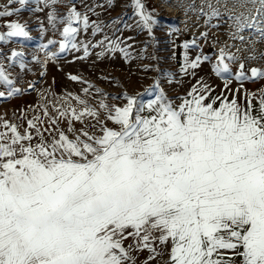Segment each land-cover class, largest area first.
<instances>
[{
    "label": "snow or ice",
    "instance_id": "1",
    "mask_svg": "<svg viewBox=\"0 0 264 264\" xmlns=\"http://www.w3.org/2000/svg\"><path fill=\"white\" fill-rule=\"evenodd\" d=\"M247 2L255 11L229 16L231 26L264 39V0ZM132 6L151 33L153 14L141 0ZM11 15L7 7L0 11ZM49 21L55 26V13ZM59 22L60 51L76 48L73 25L87 29V15L72 7ZM5 27L0 41L29 35L23 24ZM244 68L241 63L238 81ZM213 71L230 72L223 49ZM251 74L264 76L256 68ZM0 82L12 84L2 69ZM207 92L193 87L179 105L163 93L147 105L127 96L123 107L101 101L103 120L76 98L83 108L72 109L68 131L72 120L89 116L99 134L81 130L69 139L57 130L50 143L33 121L28 127L40 136L34 145L27 131L6 124L12 135L0 133V264H135L133 251L147 249L153 260L162 255L160 246L170 248L166 264H264V97L256 109L250 97L242 106L235 97Z\"/></svg>",
    "mask_w": 264,
    "mask_h": 264
},
{
    "label": "rangeland",
    "instance_id": "2",
    "mask_svg": "<svg viewBox=\"0 0 264 264\" xmlns=\"http://www.w3.org/2000/svg\"><path fill=\"white\" fill-rule=\"evenodd\" d=\"M141 2L156 20L151 33L136 15L133 0H56L55 3L52 0H27L24 6L0 0V11L7 7L13 12L11 16L0 17V26L5 27L10 22L20 23L25 25L29 34L28 37L0 41V69L13 85L5 86L0 82V92L4 93L0 96V133L10 137L12 133L5 125H15L21 134L27 131L33 137V145L40 140L36 131L38 127L47 143L57 136V130L70 139H75L81 130L99 134V124L89 116L84 117L83 123L72 120L73 131H68L72 109L79 112L83 108L76 98L97 109L103 120L105 114L98 108L101 101L123 107L127 96L147 105L163 93L174 105H179L183 99L190 98L188 92L193 87L207 86L209 92L205 95L227 96L229 100L235 97L242 106L246 104V97H250L253 107L258 109V101L264 97V76H252L251 69L264 72V39L251 29L237 33L231 26L233 20L229 19V16L242 13L250 15L255 11L254 5L247 0ZM72 7L81 16L87 15L89 26L85 29L82 23L74 24L78 28L74 41L77 47L69 46L61 52L59 45L63 40L61 32L64 24L59 20ZM213 10L220 15L213 17ZM49 13L57 16L55 26L49 21ZM94 29H98L95 35ZM221 49L224 50L225 62L230 64V72L217 75L213 66L217 64ZM13 52L22 55L13 57ZM229 56L235 57V60L229 61ZM198 59L197 67H190ZM241 63L245 65L244 78L238 81L235 77ZM47 64H61L75 73L76 80L62 76L59 88L61 91L69 89L71 94L43 102L34 101L32 96H27L29 103L21 102V99L17 103L7 102L28 92L26 85H30L32 80L29 77V84L24 82L27 73L21 70H36L38 67L43 70ZM12 88L17 91L9 96ZM65 110L70 112L69 115L60 116V112ZM41 112H47L46 119L40 120ZM53 119L55 124L51 123ZM29 121H33L36 128H29ZM128 243L131 239L125 246ZM169 250L168 246L158 247L157 252L162 255L153 260H148L150 253L147 249L133 251L132 255L135 264H144L145 261L148 264H166Z\"/></svg>",
    "mask_w": 264,
    "mask_h": 264
},
{
    "label": "crops",
    "instance_id": "3",
    "mask_svg": "<svg viewBox=\"0 0 264 264\" xmlns=\"http://www.w3.org/2000/svg\"><path fill=\"white\" fill-rule=\"evenodd\" d=\"M7 30L8 29L6 27L0 26V35L6 34ZM38 68L36 70H29V69L21 70L22 72L27 73V77H26L27 80L24 82H27L29 80V77H31L30 79L32 80L30 85H26L28 92L27 94L22 96L17 95L16 97L11 98L7 102L17 103L19 102L18 99H21L20 100L21 102L29 103L27 101H30V99L27 96L34 97V101L40 100L41 102H43V101H48L49 99H53L60 95L71 94V91L69 89L66 91H61V89L59 90V88L62 86L61 84L62 76L68 80H71L70 77L75 76V73L71 72L70 67H66L61 64H51V65L47 64L45 68H43V70H39ZM41 72L44 73L41 74ZM31 73H37V74L34 75ZM32 77L34 79H32ZM27 84L29 83L27 82ZM40 117H41L40 120L46 119L43 112L40 113ZM60 120H62V118ZM40 124L41 126H43L42 122ZM38 128L40 129V127Z\"/></svg>",
    "mask_w": 264,
    "mask_h": 264
},
{
    "label": "bare ground",
    "instance_id": "4",
    "mask_svg": "<svg viewBox=\"0 0 264 264\" xmlns=\"http://www.w3.org/2000/svg\"><path fill=\"white\" fill-rule=\"evenodd\" d=\"M194 32H195V30H194Z\"/></svg>",
    "mask_w": 264,
    "mask_h": 264
}]
</instances>
